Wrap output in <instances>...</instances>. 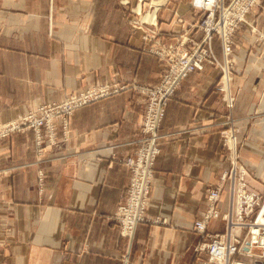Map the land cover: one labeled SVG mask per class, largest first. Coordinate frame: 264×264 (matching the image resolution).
<instances>
[{
	"label": "crops",
	"instance_id": "1",
	"mask_svg": "<svg viewBox=\"0 0 264 264\" xmlns=\"http://www.w3.org/2000/svg\"><path fill=\"white\" fill-rule=\"evenodd\" d=\"M204 14L191 0H0V123L94 85L127 86L77 109L66 126L55 120L53 143L38 146L31 129L0 140V264H195L207 188L230 167L222 136L230 118L249 187L264 192L261 0L234 36V107L217 89L218 67L184 80L160 127L147 221L131 238L114 220L131 181L125 161L142 137L146 99L136 88L167 71L153 49L184 34L201 41ZM212 48L222 60L220 39ZM230 205L226 189L219 208ZM223 229L221 220L208 227Z\"/></svg>",
	"mask_w": 264,
	"mask_h": 264
},
{
	"label": "built area",
	"instance_id": "2",
	"mask_svg": "<svg viewBox=\"0 0 264 264\" xmlns=\"http://www.w3.org/2000/svg\"><path fill=\"white\" fill-rule=\"evenodd\" d=\"M258 1L260 0H231L227 6L221 4L218 17L216 11L219 3L216 0L196 2V7L209 11L206 20L202 23L205 31L204 40L200 44H194V47L189 49L191 51L187 53L166 54V57L169 58V71L160 85L140 88V92L147 99L141 125L142 137L136 153L125 161L132 173L131 181L127 190V198L114 215V220L122 235L132 238L138 226L147 221L146 213L154 166L161 153L160 127L170 99L184 79L195 71L203 70L205 62L214 63L217 60L211 45L214 33H217L216 35L221 39L225 56L232 52L234 32L239 24L246 21L248 13ZM169 47L171 48V46ZM229 64L230 61L226 57L223 67L226 77L224 83L219 85L222 91H228ZM123 89L124 87H115L109 84L93 86L71 94L61 102L39 107L14 121L0 123V140L15 132L31 129L36 133V144L43 146L45 136H48L50 140L55 139V120H62L66 126L69 117L77 109L113 96ZM233 102L234 99L229 97L230 108L233 107ZM227 125L229 128L222 131V136L223 143L229 151L230 167L221 175L216 186L208 187L207 209L202 219L195 223V230L204 238L195 248L197 258L195 264H264L263 196L250 189L249 172L239 160V151L236 145L238 130L230 120L227 121ZM43 179L44 175L41 172L39 181L42 183ZM227 188L231 194L232 209L228 213L222 214L219 202L222 192ZM257 207L260 208V211L255 216ZM220 218L226 221L225 230L216 233L208 232L210 224ZM245 229L247 233H245Z\"/></svg>",
	"mask_w": 264,
	"mask_h": 264
},
{
	"label": "rangeland",
	"instance_id": "3",
	"mask_svg": "<svg viewBox=\"0 0 264 264\" xmlns=\"http://www.w3.org/2000/svg\"><path fill=\"white\" fill-rule=\"evenodd\" d=\"M202 0H191V2L192 3H196V2H201ZM230 1L231 0H216V2L217 3H219V7L217 8V11H216V15H217V17L218 16H220V7H221V4H223V5H229L230 4ZM261 1V0H260ZM260 1H258V3L260 2ZM196 7V6H195ZM198 8V7H197ZM199 9H201L202 11H203V13H205L204 15H203V17H201V20L197 23V25H196V27L199 29V30H201L202 32H203V38H202V40L201 41H194L191 37H189V35L188 34H184V35H181L179 38H178V41H176V43L174 44V43H167V42H165V43H157L156 44V48H154L153 49V52L159 57V58H161L162 60H163V62H165V64H166V67H167V71H166V73L163 75V77H162V79H161V81L158 83V84H156V85H140V86H137V90L140 92V88L142 89L143 87H154V86H157V85H160V83L162 82V80L164 79V77L168 74V71H169V58L168 57H166V54H172V55H181V54H183V53H187L188 51H191V50H189V49H192V47H194L193 45L194 44H196V43H198V44H200L203 40H204V38H205V31H204V27H203V25H202V23L204 22V20H206V18H207V16H208V13H209V11L208 10H206L205 8H199ZM252 10V9H251ZM250 10V11H251ZM250 13V12H249ZM248 13V14H249ZM247 19V18H246ZM245 22V21H244ZM244 22H242V23H244ZM141 22L140 21H133V25H134V27L136 28V27H140V24ZM241 23V24H242ZM241 24H239V26H238V28L236 29V31L234 32V34H233V36H232V41H233V44H234V36H235V34H236V32H237V30L239 29V27H240V25ZM217 33H214L213 35H212V40L216 37V38H218V39H220V37L218 36V35H216ZM151 36H153V38H155L156 36H157V31H152V33H151ZM220 42H221V39H220ZM233 44H232V52H233ZM176 48H174L173 46ZM211 45H212V42H211ZM221 45H222V43H221ZM169 46H171V48L169 47ZM222 48H223V46H222ZM182 49V50H181ZM212 51H213V53H214V50H213V48H212ZM232 52L228 55V56H225V54H224V52H223V59L222 60H220L216 55H215V53H214V56L216 57V61L214 62V63H212L211 61H207V62H205V65H212V66H215V67H218L219 69H220V71H221V77H220V79H219V81H218V83H217V89H218V91H220L221 93H223V95L225 96L224 98H225V100L227 101V103H228V98L229 97H231L230 95H229V85H230V83L232 82V76H233V70H232V66H233V62H232V58H231V55H232ZM178 53V54H177ZM228 58V60L230 61V64H229V72H228V75H229V79H228V91H226V90H220V88H219V85H220V83H224V81H225V77H226V73L224 74V72H223V67H224V65H225V58ZM204 68H205V66H204ZM199 71H202V70H199ZM196 72V71H195ZM194 73V72H193ZM192 73V74H193ZM191 74V75H192ZM190 75V76H191ZM189 76V77H190ZM188 77V78H189ZM188 78H186V79H188ZM186 79H184V80H186ZM183 80V81H184ZM182 81V82H183ZM101 85H105V84H100V85H94V86H101ZM109 85H111V84H109ZM181 85V84H180ZM111 86H115V85H111ZM91 87H93V86H91ZM115 87H124V89L127 87V86H115ZM90 88V87H89ZM88 89V88H87ZM123 89V90H124ZM86 90V89H85ZM81 92V91H80ZM121 92V91H120ZM78 93V92H77ZM141 93V92H140ZM72 94H74V93H72ZM144 97H145V99H146V96L143 94V93H141ZM226 94V95H225ZM69 96V95H68ZM67 96V97H68ZM66 97V98H67ZM65 98V99H66ZM231 98H233V97H231ZM65 99H63V100H65ZM234 99V102H233V107H234V103H235V98H233ZM62 100V101H63ZM61 102V101H60ZM146 102H147V99H146ZM50 104V103H49ZM229 106V105H228ZM232 107V108H233ZM230 108V107H229ZM70 118V117H69ZM144 119V118H143ZM230 121H232L231 120V118L229 119ZM232 124H233V121H232ZM234 125V124H233ZM234 127H235V125H234ZM229 128V126L228 125H226V127L223 129V131L224 130H227ZM237 130H238V128L237 127H235ZM238 133H239V130H238ZM238 133H237V136H238ZM45 137H48V136H45ZM45 137H44V139H45ZM49 138V137H48ZM55 138H56V136H55ZM55 140V139H54ZM54 140H50V138H49V141H51L52 143H53V141ZM44 145H45V143H44ZM237 148H238V151H239V160H240V162H241V147H240V145H239V143H238V139H237ZM242 163V162H241ZM249 172V171H248ZM249 175H250V178H249V182L251 183V181L253 180V176L251 175V173H249ZM220 181V180H219ZM250 185V184H249ZM214 186H216V185H214ZM228 189V188H227ZM207 190H208V188H207ZM254 191V190H253ZM230 192V191H229ZM262 194V196H263V200H264V192H262L261 193ZM208 195V194H207ZM231 195V194H230ZM221 201V200H220ZM124 203V202H123ZM219 204H220V202H219ZM262 207V204L260 205V208ZM258 208V207H257ZM260 208H258L256 211H255V216L258 214V212L260 211ZM232 209V207H231V205H230V208H229V210L227 211V212H225V213H228L230 210ZM222 212V211H221ZM116 213V212H115ZM222 214H223V212H222ZM115 215V214H114ZM218 220H221L223 223H224V229H223V231L225 230V228H226V221L224 220V219H222V218H220V219H217V220H214V221H218ZM213 221V222H214ZM209 232V231H208ZM220 232H222V231H220ZM198 233V232H197ZM245 233H247V230L245 229ZM198 234H200V233H198ZM201 235V234H200ZM201 237H202V235H201ZM203 238V237H202ZM204 239V238H203Z\"/></svg>",
	"mask_w": 264,
	"mask_h": 264
},
{
	"label": "bare ground",
	"instance_id": "4",
	"mask_svg": "<svg viewBox=\"0 0 264 264\" xmlns=\"http://www.w3.org/2000/svg\"><path fill=\"white\" fill-rule=\"evenodd\" d=\"M156 2H159V1H156Z\"/></svg>",
	"mask_w": 264,
	"mask_h": 264
}]
</instances>
